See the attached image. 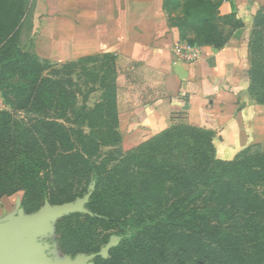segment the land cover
I'll list each match as a JSON object with an SVG mask.
<instances>
[{
	"label": "rangeland",
	"instance_id": "obj_1",
	"mask_svg": "<svg viewBox=\"0 0 264 264\" xmlns=\"http://www.w3.org/2000/svg\"><path fill=\"white\" fill-rule=\"evenodd\" d=\"M50 1L33 0L39 26L27 40L25 31L21 44L12 41L3 46L6 36L19 27L23 0H0V151L11 152L0 169L16 175L21 156L28 153L37 162L42 180L40 187L0 199V227L46 215L26 228L13 245L26 249V255L45 259L37 264H107L98 261V256L113 262L109 264H199L200 259L211 260L208 264H264L258 232H234L227 224L220 230L211 228L208 239L202 236L204 243L200 244L188 226L176 223V215L173 224H148L143 232L136 229L134 234L140 236L123 244L134 211L113 193L128 194L172 180L156 172L158 163L169 167L195 164V158L204 155L203 149L209 152L211 132L191 125L179 113L170 132L174 138L160 144L162 154L122 164L127 151L120 146L119 110L130 102L132 93L151 89L157 96L161 80L150 69L113 51L89 49L86 40L94 32L78 23L70 26L66 18L59 17L63 9L52 14ZM65 1L72 7L67 14H79L80 0H53L57 5ZM222 1L164 0L168 27L177 36L175 43L199 48L227 43L241 24L229 15H219ZM247 35V55L255 73L252 94L261 101L264 7L253 18ZM178 136L186 142H176ZM262 152L259 144H253L234 157L252 160ZM217 157L221 158L218 152ZM99 178L106 192L95 204L91 196ZM168 186L174 193L172 183ZM177 194H166L163 207L155 206L156 211L147 215L167 214ZM65 217L69 218L60 230L58 223ZM213 220L220 218L213 214ZM182 232L188 234L187 243ZM72 241L78 249L74 254L66 248ZM132 254L140 255L139 260L132 261Z\"/></svg>",
	"mask_w": 264,
	"mask_h": 264
},
{
	"label": "crops",
	"instance_id": "obj_2",
	"mask_svg": "<svg viewBox=\"0 0 264 264\" xmlns=\"http://www.w3.org/2000/svg\"><path fill=\"white\" fill-rule=\"evenodd\" d=\"M50 2L52 14L63 9L59 17L70 26L78 23L94 32L86 40L89 49L113 51L161 80L157 96L151 89L132 93L130 102L120 108L118 130L124 151L172 127L179 113L191 125L214 132L223 159L253 144L264 150V104L250 93L246 50L247 32L264 0L223 2L221 15L234 12L243 26L223 47H202L201 58L194 62L178 60L174 54L177 36L168 27L164 0H80L79 14L73 17L67 14L72 8L67 1L63 5ZM34 20L36 30L40 20Z\"/></svg>",
	"mask_w": 264,
	"mask_h": 264
},
{
	"label": "trees",
	"instance_id": "obj_3",
	"mask_svg": "<svg viewBox=\"0 0 264 264\" xmlns=\"http://www.w3.org/2000/svg\"><path fill=\"white\" fill-rule=\"evenodd\" d=\"M225 1L231 2L232 0H223L221 5ZM221 5L219 6V10ZM219 15L222 17L220 11ZM228 15L236 19L241 24L240 27L243 26L242 20L239 19V21L234 12ZM17 22L19 23L18 29L16 31L13 30L12 33L6 36L7 40L3 46H7V44L12 41L15 42V44H21L25 31H27L26 40L32 35L34 28L33 0H31V2L23 0L21 14ZM209 45H214L218 48L224 46L223 44ZM249 74L252 82L255 73L251 68ZM252 92V87L250 85V93L254 98ZM254 100L259 104H264V100L259 101L255 98ZM172 127L154 135L133 149L128 150L126 156L122 160V164H135L142 158L148 159L150 156L151 159H154L158 154H162L163 147H160V144L165 143L170 138H174V136L170 134ZM207 130L211 132V138L208 139L210 148L208 151L210 153L203 149L204 155L202 156L199 154L198 157L195 158L196 160H194L195 164L169 167L166 163H158L156 172L166 178L172 177V180H166L162 185L159 181L151 184L146 190L140 189L131 191L128 194L113 193V196L121 198L124 204L126 206L129 205L134 211V217H132L133 219L128 223L131 228L128 229L130 230L128 234L124 236L123 244H130L132 238L137 239L140 236L134 234L136 229L143 232V229H145L148 224L156 223L159 225L162 222L166 225L173 224L175 219L172 217L176 215L178 218L176 223L180 224L182 227L188 226L192 234L198 236L196 240L200 244L204 243L202 236L208 239L207 237L211 232L207 231H211V228L220 230L226 227L227 224H230L234 232H258L259 238L264 245V150H262L263 152L258 157L252 160L238 156L230 160L218 158L214 132L210 129ZM175 139L176 142L179 143L183 141L186 142V139L181 136ZM30 152L31 150H29V153ZM9 154H11V152L8 150L4 152L0 151L1 164L5 162L7 159L6 156ZM148 154L150 155L148 156ZM24 155L25 154L21 156L18 162L16 175L8 169L4 171L0 169V199L5 195H13L20 190L29 191L36 186L40 187L42 180L37 162L32 155L28 153ZM97 177H100V173ZM98 180V186L91 196V202L95 204H98V199L103 198V193L106 192L100 178ZM1 181H6L8 184L2 183ZM168 182L172 183V188L175 189L174 193L178 192V194L175 195L176 201L171 204V209L167 214L159 215L158 217L147 215L150 211H156L154 209L156 208L155 206L159 208L163 207V200L166 199V194H174L171 186H168ZM97 212L100 211L97 210ZM213 214L218 216L220 221L213 220ZM68 218L69 217H65L58 223L60 230L63 229V223L67 221ZM202 227H204L206 231L203 232L201 229ZM182 236L185 240L184 243H187L188 239H186V237H188V234L182 232ZM74 242L75 241L68 242V246H66L71 254L78 251ZM202 249L203 248H199L198 251ZM236 251L239 250H234V252ZM246 252L249 253V251ZM258 253L260 254V252ZM139 258L140 255L132 254L130 259L132 261H138ZM96 259L98 261L100 260L101 263H113L112 261L102 259L100 256ZM203 261L204 263H200ZM196 262L199 264L212 263L211 260L208 259H200ZM222 263L226 264L228 262H220V264Z\"/></svg>",
	"mask_w": 264,
	"mask_h": 264
},
{
	"label": "water",
	"instance_id": "obj_4",
	"mask_svg": "<svg viewBox=\"0 0 264 264\" xmlns=\"http://www.w3.org/2000/svg\"><path fill=\"white\" fill-rule=\"evenodd\" d=\"M45 217L46 215L42 213L20 223L11 222L0 227V264H37L39 261L45 263L44 258L40 256L32 258L26 255V249L13 245L14 238L18 239L26 228L40 222Z\"/></svg>",
	"mask_w": 264,
	"mask_h": 264
},
{
	"label": "built area",
	"instance_id": "obj_5",
	"mask_svg": "<svg viewBox=\"0 0 264 264\" xmlns=\"http://www.w3.org/2000/svg\"><path fill=\"white\" fill-rule=\"evenodd\" d=\"M173 51L178 60L185 62H194L202 56L201 48L183 42L176 43Z\"/></svg>",
	"mask_w": 264,
	"mask_h": 264
}]
</instances>
